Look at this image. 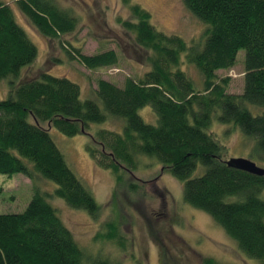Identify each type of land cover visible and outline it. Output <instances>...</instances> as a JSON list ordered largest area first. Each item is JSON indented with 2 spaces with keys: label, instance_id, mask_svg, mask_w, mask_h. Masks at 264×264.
I'll use <instances>...</instances> for the list:
<instances>
[{
  "label": "trees",
  "instance_id": "16d2710c",
  "mask_svg": "<svg viewBox=\"0 0 264 264\" xmlns=\"http://www.w3.org/2000/svg\"><path fill=\"white\" fill-rule=\"evenodd\" d=\"M10 1L54 51L43 66L27 71L37 58V48L11 6L0 1V82L7 86L0 96V174H21L32 184L47 180L55 189L35 188L22 213L0 214V264L118 263L102 257L94 260L49 202L61 199L97 219L101 206L68 167L50 131L74 137L87 133L91 124L103 126L112 119L121 121V130H98L95 139L91 137L94 146L87 149L97 166L114 175L112 207L120 201L121 186L129 193L142 189L126 179L136 158H154L182 183L184 203L209 215L245 255L264 264V176L228 166L225 148L210 131L214 119L235 126L253 140L254 153L260 158L264 154V0H182L204 26L189 44L158 31L148 11L122 0L132 17L117 18L124 51L149 69L139 79L127 77L122 87L98 80L92 98H83L79 86L65 76L51 75L52 68L62 65L65 56L96 71L117 66L120 55L113 50L85 55L63 41L79 20L56 0ZM241 50L243 89L241 94H230L229 79L216 73L233 68ZM182 63L197 70L199 83ZM144 108L156 116L155 125L140 117ZM232 132L227 131L228 136ZM106 229L100 238L117 239L116 244L125 248L117 226L110 223ZM203 264L217 263L205 259Z\"/></svg>",
  "mask_w": 264,
  "mask_h": 264
},
{
  "label": "rangeland",
  "instance_id": "374dc122",
  "mask_svg": "<svg viewBox=\"0 0 264 264\" xmlns=\"http://www.w3.org/2000/svg\"><path fill=\"white\" fill-rule=\"evenodd\" d=\"M0 1L11 6L16 21L37 48V58L27 71L40 68L54 49L30 27L15 3L10 0ZM56 1L60 7L72 9L79 20L77 29L64 36L63 41L80 48L85 55L113 50L120 55V60L117 66L89 71L63 56L62 65L54 66L51 75L65 76L79 86L83 98H92L98 80L122 87L127 77L139 79L148 71V64H140L123 48L124 36L117 18H132L129 5L123 4L122 0ZM129 4L148 11L155 29L166 35H175L188 44L195 41L204 30L203 24L184 7L182 0H129ZM244 58L245 52L241 50L233 68L216 73L219 78L229 79L230 94L242 93ZM182 59L184 60V56ZM185 64L182 63V69L193 81L199 83L197 70ZM5 85L4 81L0 82V96L5 94ZM139 115L144 122L156 124V116L151 109L144 108ZM103 128L119 132L121 121L112 119L103 126L91 124L87 133L74 137H66L55 129L50 131L68 167L101 206L97 219H92L84 211L71 209L61 199L49 200L77 244L88 254L95 256L94 260L106 258L113 263L118 262L117 264H203L205 259H212L217 264H260L245 255L209 215L184 203L182 183L169 172L163 171L154 158L139 156L135 161V169L130 170L132 174L128 175L124 171L126 179L137 182L142 189L139 193H129L126 187L121 186L118 190L120 201L112 207V194L116 186L114 175L97 166L87 151L88 147L94 146L91 137L95 139L96 132ZM210 128L216 140L225 148L228 159H248L256 166L264 167V154L262 160L259 157L261 154L254 153L253 140L243 135L237 127L223 125L214 119ZM232 130L235 133H229L228 136L227 131ZM97 149L100 150L99 147ZM35 188H39L41 192H53L55 185L47 180H37L32 184L21 174L11 177L0 174V214L22 213ZM110 223L117 226L125 248L116 244L117 239L108 242L100 238L102 233H107L106 225Z\"/></svg>",
  "mask_w": 264,
  "mask_h": 264
},
{
  "label": "water",
  "instance_id": "95a60500",
  "mask_svg": "<svg viewBox=\"0 0 264 264\" xmlns=\"http://www.w3.org/2000/svg\"><path fill=\"white\" fill-rule=\"evenodd\" d=\"M227 165L252 175L264 176V168H260L256 166L252 161L248 159H242V158L230 159L227 162Z\"/></svg>",
  "mask_w": 264,
  "mask_h": 264
}]
</instances>
